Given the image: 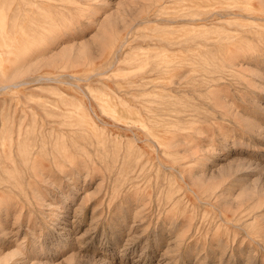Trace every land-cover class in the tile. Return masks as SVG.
<instances>
[{
  "label": "rangeland",
  "instance_id": "obj_1",
  "mask_svg": "<svg viewBox=\"0 0 264 264\" xmlns=\"http://www.w3.org/2000/svg\"><path fill=\"white\" fill-rule=\"evenodd\" d=\"M0 264H264V0H0Z\"/></svg>",
  "mask_w": 264,
  "mask_h": 264
}]
</instances>
